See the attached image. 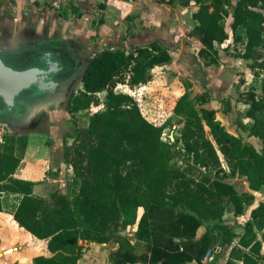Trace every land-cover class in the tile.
I'll return each instance as SVG.
<instances>
[{
  "label": "trees",
  "instance_id": "1",
  "mask_svg": "<svg viewBox=\"0 0 264 264\" xmlns=\"http://www.w3.org/2000/svg\"><path fill=\"white\" fill-rule=\"evenodd\" d=\"M166 1L172 6L195 5L193 32L201 42L198 55L206 66L218 62L216 44L229 39L226 20L232 16L234 40L245 46L237 56L249 60L256 76H264V0ZM40 44L66 48L54 39L35 46ZM172 60L170 48L153 40L129 51L103 49L84 61L82 87L73 90L72 85L66 91L70 92L68 112H91L88 125L75 124L72 142L65 145V162L75 181L71 191L36 194L37 181L14 175L28 137L11 131L3 134L0 211L10 209L21 227L47 240L51 255L35 257V264H78L83 256L81 240L115 241L114 264H208L204 259L212 251L216 230L224 232L223 245L237 238L222 264L264 261V201L252 210L240 234L223 220L227 204L235 215H242L245 203L255 198L253 193H240L226 181L228 177L240 174L252 190L264 189V78L261 94L251 89L241 99L249 104L246 115L252 124H239L261 140V149L230 132L215 109L202 106L212 94L195 93L189 80L183 82L186 91L173 109L182 119L181 132L174 140L165 139V126L147 119L137 99L117 86L146 84L157 68ZM100 93H105L103 99ZM93 106L98 108L91 111ZM210 222L198 237L199 228ZM129 226H136V239L148 244L146 252L138 251L125 235ZM223 245L213 247L219 256L224 254Z\"/></svg>",
  "mask_w": 264,
  "mask_h": 264
},
{
  "label": "crops",
  "instance_id": "2",
  "mask_svg": "<svg viewBox=\"0 0 264 264\" xmlns=\"http://www.w3.org/2000/svg\"><path fill=\"white\" fill-rule=\"evenodd\" d=\"M33 2L36 3L33 4L34 10L25 11L16 0H10L7 4L10 3L12 6L8 4L0 11V48L15 55L16 63L22 61L26 46H31L33 50L39 41L60 40L66 46L73 48L77 59L86 61L103 49L120 48L129 51L136 46H146L153 40H158L170 48L172 62L157 68L152 79L142 86L132 88L127 83L123 84L127 87L126 92L139 89L147 92L151 97L155 93L154 90H160L165 96L167 94L172 101L171 107L174 109L176 100L186 91L182 79L184 75H187L184 78L193 83L195 93L206 90L211 92L210 100L202 106L215 109L217 118L220 121L223 120L221 122L230 132L235 134L227 127L221 113L230 120L237 114L236 110H240L245 112V119H242L240 123L246 126L252 124L253 119L246 115L249 104L243 100H238L242 107H230L228 112H225L224 107L220 105L224 96L234 95L238 88L242 90V85H239L236 80L235 72L236 70L246 72V77L249 78V60L237 56L238 54H232L231 48L222 47L226 45L224 42L216 44L219 51L218 68L214 66L215 64L206 66L204 62L201 64L202 59L198 55L201 42L196 37L195 40L192 39V45L187 44L191 37L190 39L184 37L183 42H180L183 34L186 35L183 9L192 7L193 19L195 10L193 3L191 4L193 6H172L166 0H105L101 3H98V0H74L68 10L74 9L78 16L67 19V16H62L57 9L55 10L58 11V15H55L47 9V6L39 5L37 0ZM63 7L66 9L65 6ZM193 23L196 24L194 19ZM66 24L68 27L64 33L61 31V36L45 35L46 30L54 31L58 26ZM229 74L232 77H227ZM51 97L39 100L34 105V109L28 113V116H31L28 122L23 114L14 117V122H10L6 131L19 133L20 129L28 127L31 120L41 111L56 110V107L44 106ZM171 114L179 116L173 110ZM248 139L254 143L257 137L250 136ZM0 140L3 141V136ZM61 141L63 143V136ZM52 142V145L48 146L42 135H30L25 156L14 174L18 178L37 181L35 193L42 196H49L52 192L58 191L59 182H64L65 176L63 179H54L52 175L56 176L55 174H59L57 172L60 170L62 173L65 168L67 173L71 172L64 158L65 145L70 142H65L64 147L60 145L58 139ZM50 172L53 174L51 175ZM52 187H55L52 192H44ZM263 190L260 191L262 195L260 202L264 201ZM83 241L86 240L80 241L82 245ZM116 248H108L105 244L93 242L83 247V256L78 264H114L111 252ZM40 255H51L47 240L40 239L21 227L10 209L0 211V264H35L34 258ZM213 260L215 257L211 261L204 262L214 264Z\"/></svg>",
  "mask_w": 264,
  "mask_h": 264
},
{
  "label": "rangeland",
  "instance_id": "3",
  "mask_svg": "<svg viewBox=\"0 0 264 264\" xmlns=\"http://www.w3.org/2000/svg\"><path fill=\"white\" fill-rule=\"evenodd\" d=\"M7 1L9 2L10 0H0V11L3 9V7H5L6 5L9 4V6H12L10 3L7 4ZM19 3V6H22L23 9H25V11H30V10H34V3L33 0H16ZM99 1V0H98ZM37 3L39 5H44L47 6V9L55 15H58V11L60 12V14H62V16H67V19H69L70 17H77L78 13L74 12V9H70L68 10V7H70L72 5V3L68 6H65L66 9L63 6H58L57 8L52 5L50 2H45L44 0H37ZM98 3H101L100 1ZM97 3V5H98ZM16 4V3H14ZM36 4V3H35ZM194 5V4H193ZM191 5V6H193ZM54 8V9H53ZM57 9V10H55ZM230 12H233V8L230 7ZM192 7L188 8V9H183L182 12V16H184V23H185V34H183L182 39L180 40V42H183L184 37L186 39H190L188 40L189 42L187 44H191L192 39L195 40V35L193 32L194 29V23H193V19L191 16V11H192ZM69 11V12H68ZM264 11V9H263ZM64 23V22H62ZM231 23H232V16H230L229 18H227L226 20V27L227 30L230 32V39L226 41V45L224 44V48L226 49H233L232 50V54L237 55L238 53H242L245 50V46H244V42L243 41H235L234 40V33L233 30L231 28ZM67 24L65 26H58V28L54 29V31L52 30H46L45 35H55L56 36H61L62 32L64 33L66 30ZM56 31V32H55ZM62 31V32H61ZM57 45H60V43L57 41L55 42ZM192 45V44H191ZM65 47V46H64ZM45 47H43L42 44L35 46L32 50L31 46L26 47L25 51L28 54H32L33 51L36 52V50L39 49H43ZM241 48V49H240ZM69 52H71L72 55H74V50L71 47L66 46V49ZM199 52V50H198ZM228 53H230V51H228ZM170 64V63H169ZM167 64V65H169ZM201 64H203V60L201 62ZM216 68H218V63H215L214 65ZM216 68H214L216 70ZM260 71V70H258ZM248 72L250 77L247 78L246 77V72H239L238 70H236V80L238 82L239 85H242V90H240L238 88V90L236 91V93L234 95L229 94L228 96H224L225 101H223L220 105H222L223 107L228 106V101L230 102L229 104L231 105V107H242L240 106L241 104L238 102L239 99H242L244 94L251 90V89H256L258 94H261L262 92V79L264 78V76H256L254 73V70L248 68ZM187 75H184V77ZM183 77V82L187 79ZM227 77H232V75H228ZM231 79V78H230ZM249 79V80H248ZM235 80V81H236ZM247 82V84H245V82ZM125 83H120L117 86V90L118 91H125L127 90V87L125 85H123ZM82 86V83L80 82V77L74 82L73 85V90L75 89H79ZM214 88H216V86L212 85ZM65 91L67 90H62L59 91L56 95H53L51 97V99H49L48 101L45 102L44 106H49L51 108L56 107V110H53L52 112L50 111H41L39 113L38 116L34 117L31 120V123L29 124L28 127H24L21 128L20 132H14L15 135H26L28 138L30 135H42L44 140L46 139V144H48V146L52 145V141L55 140H59L60 145L62 147H64L65 142H72V134H73V128L75 126V124L79 125V126H87L89 123V116H90V111L88 110H84V111H79V112H68L66 110V101L69 97V93H66ZM157 91V92H156ZM154 94H152L153 96H149L147 94V92H143L142 90L137 89L135 91V94L133 95L138 103L139 106L141 108L142 113L144 114V116L147 119H150V121L154 122L157 125H163L165 126V133H164V138L165 139H170L172 138V135H174V137L176 135H179L181 132V128H182V119L179 116H173V114H171V111L173 110L171 107L172 101L169 100L167 94L165 96L164 93L160 92V90L158 91L157 89L154 90ZM130 93V92H129ZM99 96L103 99L105 97V93H100ZM165 97V98H164ZM98 107L93 106L91 108V111L96 110ZM174 111V110H173ZM237 114L234 115L232 117V119L228 120L226 119L227 117L225 115H223L221 113V117L222 119H224L226 121V125L227 127H229L232 131L235 132V134L237 135H241L243 136L247 141H250L248 138H250V136L248 135V131L246 129H244L243 127H240L239 123L240 121H242V119H245V112H241L240 110H236ZM50 112V113H49ZM223 122V120H221ZM12 133V132H11ZM1 135V134H0ZM63 136V143L61 141ZM1 137V136H0ZM0 142L3 143V141L0 140ZM59 144V143H58ZM258 149L261 148L262 143L260 142V139L257 138V140L255 139L254 143H253ZM4 149L3 145L0 146V151H2ZM60 150V148H59ZM181 163V162H180ZM224 166L227 168V170L229 171V168L227 167V164L224 162ZM62 170H60V172H57L59 174H55L56 176H53V172H50V174L52 175V177L54 179H63L64 176V182L60 181L59 182V186L58 191H71L72 190V184L75 183V181L72 180L73 176L72 173L69 171L67 173V169L65 168V170L61 173ZM66 172V173H65ZM62 174V175H61ZM60 175V177H59ZM67 176V178H66ZM68 181V182H67ZM226 181L233 183L235 185V187L237 188V190L240 193H245V194H250L253 193L255 195V198L246 202L245 203V211L244 214L242 215H235L234 213V208L231 204H227V211L224 215V222L229 223L232 225L233 231L237 234H240L243 229H244V224L246 222L247 219H249L251 217V213L252 210L259 204L260 202V191H254L250 188V184L249 181L247 180V178L243 175L240 174H236L233 177H228L226 179ZM70 184V185H69ZM69 186V187H68ZM55 187H52L51 189H46L44 192L46 193H50L54 190ZM264 191V190H263ZM212 225V223H207L206 225L202 226L199 228L197 236L200 237L203 234L206 233L208 227H210ZM135 231H136V226H129L125 235L127 237H129L131 239V241L133 243H135V245L137 246L138 251L140 252H146L148 250V247L144 241H139L138 239H136V235H135ZM223 230H216L213 232V236H214V241L212 246L214 247H218L223 245L222 244V235H223ZM237 241V238L233 241V243H231L230 245H223L222 250H223V255H217L216 252L213 250L212 247V251L210 254V257L208 259V261H211L212 258L215 257L214 264H222L223 261L225 260L228 253L230 252L231 248L233 245H235ZM93 242H88V241H83V247L85 248L87 245L92 244ZM106 247H118V244L115 243V241H112L110 243L105 244ZM209 253V252H208ZM214 256V257H213ZM139 264H146V263H139ZM264 264V261L261 263Z\"/></svg>",
  "mask_w": 264,
  "mask_h": 264
},
{
  "label": "water",
  "instance_id": "4",
  "mask_svg": "<svg viewBox=\"0 0 264 264\" xmlns=\"http://www.w3.org/2000/svg\"><path fill=\"white\" fill-rule=\"evenodd\" d=\"M85 68L84 61L56 45L26 52L17 63L15 55L0 48V122L7 129L14 117L23 110L28 115L39 100L68 86Z\"/></svg>",
  "mask_w": 264,
  "mask_h": 264
},
{
  "label": "built area",
  "instance_id": "5",
  "mask_svg": "<svg viewBox=\"0 0 264 264\" xmlns=\"http://www.w3.org/2000/svg\"><path fill=\"white\" fill-rule=\"evenodd\" d=\"M45 2H50L52 5H54V6H68V5H70L74 0H44ZM100 2H104L105 0H99ZM241 49V48H240ZM140 86H142L143 84L141 83V84H139ZM139 85H137V86H139ZM131 87V86H130ZM133 88V87H132ZM137 90V89H136ZM136 90H132V91H130V93L131 94H135V91ZM129 93V92H128ZM6 132V128H5V126H3L2 125V123L0 122V136L2 137L3 136V134ZM210 254H211V252H209L207 255H206V257H205V259H204V261H206V260H208L209 259V257H210Z\"/></svg>",
  "mask_w": 264,
  "mask_h": 264
},
{
  "label": "flooded vegetation",
  "instance_id": "6",
  "mask_svg": "<svg viewBox=\"0 0 264 264\" xmlns=\"http://www.w3.org/2000/svg\"><path fill=\"white\" fill-rule=\"evenodd\" d=\"M0 46H1V45H0ZM50 46H53V45H50ZM50 46H47V47H50ZM26 47H28V46H26ZM79 76H80V74L78 75V77H79ZM76 80H77V79H76ZM76 80H75V81H76ZM75 81H69L68 86H64L63 89H59L58 92H59V91H62V90H69L70 87H71L72 85H74V82H75ZM58 92L54 93L53 95H56ZM65 92H66V91H65ZM53 95H51V96H53ZM24 113H25V112H24V110H23L22 114L24 115V117H26V122H28V119H30L31 116H28L27 113H26V114H24ZM20 115H21V114H20ZM23 125H24V124H23Z\"/></svg>",
  "mask_w": 264,
  "mask_h": 264
}]
</instances>
